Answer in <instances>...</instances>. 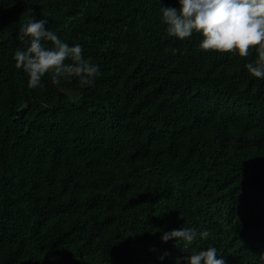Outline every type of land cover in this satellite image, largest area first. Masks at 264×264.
Returning <instances> with one entry per match:
<instances>
[{"label": "trees", "instance_id": "1", "mask_svg": "<svg viewBox=\"0 0 264 264\" xmlns=\"http://www.w3.org/2000/svg\"><path fill=\"white\" fill-rule=\"evenodd\" d=\"M161 5L179 2L0 0V264H187L208 247L264 264L257 52L170 36ZM29 16L82 47L93 85L28 86L14 55ZM185 227L210 235L162 241Z\"/></svg>", "mask_w": 264, "mask_h": 264}, {"label": "clouds", "instance_id": "2", "mask_svg": "<svg viewBox=\"0 0 264 264\" xmlns=\"http://www.w3.org/2000/svg\"><path fill=\"white\" fill-rule=\"evenodd\" d=\"M178 2V8L161 5L160 9L170 36L185 40L196 32L202 35L199 45L202 50L238 54L240 57L249 56L255 49L257 61L245 67L253 77L264 78V0ZM46 23V20H36L29 16L28 21L18 30L20 39L29 38L26 50H18L14 55L16 67L22 68L29 76L28 86L39 87L45 74H51L53 84L74 77L81 86L93 85L100 75L99 66L84 58L80 45L69 46L48 30ZM46 42H51V46H47ZM209 235L207 230L198 232L194 228L185 227L164 233L162 241H183L186 249L198 237L207 238ZM166 255L164 253L160 259ZM218 257L217 249L208 247L184 259L187 264H225V260ZM261 259H264V254H261Z\"/></svg>", "mask_w": 264, "mask_h": 264}]
</instances>
